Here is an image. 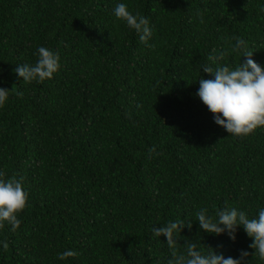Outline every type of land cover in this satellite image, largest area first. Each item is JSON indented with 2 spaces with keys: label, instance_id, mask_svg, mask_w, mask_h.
Listing matches in <instances>:
<instances>
[{
  "label": "trees",
  "instance_id": "1",
  "mask_svg": "<svg viewBox=\"0 0 264 264\" xmlns=\"http://www.w3.org/2000/svg\"><path fill=\"white\" fill-rule=\"evenodd\" d=\"M119 3L149 20L154 47L115 17ZM261 9L264 0H0V87L12 89L0 107V172L28 193L19 228H0V264H167V237L152 229L180 219L192 221L181 252L192 240L225 258L254 253L243 226L233 241L200 229L195 213L258 217L264 126L229 134L196 93L199 78L214 79L203 65L246 62L233 37L264 67ZM41 46L60 69L25 82L14 69L34 65ZM66 250L78 255L58 259Z\"/></svg>",
  "mask_w": 264,
  "mask_h": 264
},
{
  "label": "clouds",
  "instance_id": "2",
  "mask_svg": "<svg viewBox=\"0 0 264 264\" xmlns=\"http://www.w3.org/2000/svg\"><path fill=\"white\" fill-rule=\"evenodd\" d=\"M264 11V9H261ZM114 15L118 20L126 22L127 26L139 35L142 43L148 47L152 37V29L149 20L139 13L133 14L129 11L125 3H119L114 8ZM200 22L203 23L202 13H197ZM236 43L230 51L243 50V55L247 57L246 62L240 63L232 68L227 64L217 63L214 68L210 65H203L202 71L214 75V79L199 78V89L197 95L214 114V122L222 126L229 134L236 136H246L252 133L257 127L264 126V67L257 63L253 56V50H249L248 45L240 36L233 37ZM213 53L216 49L212 50ZM38 59L34 65L21 64L14 69L23 81L43 82L50 79L60 69V56L58 53L46 47H39L37 50ZM229 55V51H221L218 55H210L208 59L213 62L224 60ZM12 89L0 87V107H2ZM155 146L149 149V154L155 153ZM5 173L0 172V228L3 222L11 225V231L15 232L21 220L18 219L20 213L27 205L28 193L23 187V178L17 179L15 176L5 179ZM195 219L199 222V228L208 233L220 235L227 233L235 241L238 226H243L247 235L253 238L249 245L254 249V253L241 250L239 258L231 256L225 258L222 254L212 251L204 253L199 245L192 240L185 244V251L181 252L177 248L179 243L177 237L184 227L191 229L192 221L176 220L168 221L160 227H154L152 232L155 236L167 237V246L171 250V258L167 264H248L245 260L249 255H258L260 260H264V209H261L257 218H249L248 214L235 207L224 210H217L215 216L209 215L207 208H200L195 213ZM7 241L3 242V248H8ZM78 253L73 250H66L59 253L60 260L75 257Z\"/></svg>",
  "mask_w": 264,
  "mask_h": 264
}]
</instances>
